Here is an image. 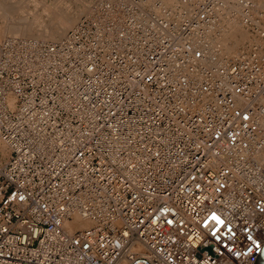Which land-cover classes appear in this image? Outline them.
Returning <instances> with one entry per match:
<instances>
[{
	"label": "built area",
	"instance_id": "built-area-1",
	"mask_svg": "<svg viewBox=\"0 0 264 264\" xmlns=\"http://www.w3.org/2000/svg\"><path fill=\"white\" fill-rule=\"evenodd\" d=\"M259 1L91 0L57 41H0V264H254ZM228 16L248 35L229 57Z\"/></svg>",
	"mask_w": 264,
	"mask_h": 264
},
{
	"label": "bare ground",
	"instance_id": "bare-ground-1",
	"mask_svg": "<svg viewBox=\"0 0 264 264\" xmlns=\"http://www.w3.org/2000/svg\"><path fill=\"white\" fill-rule=\"evenodd\" d=\"M9 1L11 0H0V19L2 18V24H1L2 26H0L1 27L0 38L4 37L3 40L13 36L16 37L13 34L17 33L24 38L26 37L36 38L39 39V41L43 40L48 42H54L59 40V38H61L68 29L73 27L75 22H77L78 19L80 18V17L77 18L76 16L77 13L74 14V10H71L72 7L68 4L66 0H60V2L59 0H56L53 6L49 5L46 2V0H33L35 3L38 2L44 5L42 6L44 7V10L46 9L53 14L50 23H48L49 22L48 21L47 22L48 24H44V23L36 24L32 20H30L27 15L32 14L35 17L37 14L36 12L31 13V11L26 10L28 4H25L26 3L25 1H24L25 2L24 5L23 3H16L17 6H13L14 4L10 3ZM90 1L91 0H88L87 5H83L84 10L81 9V12L82 10L84 12L83 14L89 13ZM162 1L167 4H175L177 0H162ZM62 2L63 3L65 2V4H63L65 6L63 7L60 6ZM76 2L85 4L83 0H76ZM227 3H229V13L231 14L237 13L235 0H227ZM259 5L260 7L264 8V0H260ZM80 8L82 7H79L77 5L75 11L80 12ZM16 9L19 12H23L24 10L26 11L22 16L14 18L11 15L17 12ZM225 24L227 25L221 36V43L223 46V53L229 57L232 56L238 50V48L247 40L248 35L246 31L242 28L238 16H234V17L228 16V18L225 19ZM242 33L244 35L246 34L245 36H247L243 41H241V38L243 36L240 37ZM262 158L264 160V154L262 155ZM91 224L92 221L89 218L75 214L73 215L71 220L65 222L64 226L68 231L72 232L76 229L86 228Z\"/></svg>",
	"mask_w": 264,
	"mask_h": 264
},
{
	"label": "rangeland",
	"instance_id": "rangeland-1",
	"mask_svg": "<svg viewBox=\"0 0 264 264\" xmlns=\"http://www.w3.org/2000/svg\"><path fill=\"white\" fill-rule=\"evenodd\" d=\"M26 3H25V2ZM31 1V2H30ZM52 1V2H51ZM67 2H68V4L72 7L71 8V10H74V14L75 13H77L76 14V16H77V18H79L80 16H81V14H83L84 12H83V10H84V8H83V5H87V3H88V0H83V2H85V4L83 3H77L76 2V0H66ZM10 3H13L14 5L13 6H17L16 5V3H23V5H24V3L25 4H28V6L26 7L27 9L26 10H29V11H31V13H35L36 12V16L34 17V15H32V14H29V15H27L28 16V18L30 19V20H32L33 22H35L36 24L38 23V24H40V23H44V24H48V23H50L51 22V20H52V17H53V14L51 13V12H49L48 10H44V7H42V6H44V5H42L41 3H38V2H34L33 0H11V1H9ZM29 2V3H28ZM46 2L49 4V5H51V6H53V4H55V2H56V0H46ZM59 2H60V0H59ZM76 3V4H75ZM63 4H65V2L63 3H61L60 4V6L61 7H63V6H65V5H63ZM8 5V4H7ZM77 5L79 6V7H82V8H80V14L78 13V12H76L75 11V9H76V7H77ZM82 5V6H81ZM11 7V6H10ZM81 9H83L82 10V12H81ZM85 9H86V7H85ZM17 10V9H16ZM26 10H24L23 12H19L18 10H17V12H15V13H13L11 16L12 17H20V16H22L24 13H25V11ZM49 12V13H48ZM47 16V17H46ZM37 17V18H36ZM51 17V18H50ZM43 18V19H42ZM49 21V22H48ZM77 21V20H76ZM48 22V23H47ZM76 23V22H75ZM2 24V18L0 19V26H2L1 25ZM0 30H1V27H0ZM243 33H245V32H243ZM241 34V36L240 37H242L241 38V41H243V40H245V38L247 37V36H245L244 34ZM65 34V33H64ZM63 34V35H64ZM13 35H15L16 37H21V38H24V37H22V36H20V34H17V33H15V34H13ZM14 37V36H13ZM3 38L4 37H2V38H0V41H2L3 40ZM27 38V37H26ZM31 39H34V40H39V39H36V38H31ZM60 39V38H59ZM41 41H43V40H41ZM236 49V48H235ZM234 49V50H235Z\"/></svg>",
	"mask_w": 264,
	"mask_h": 264
},
{
	"label": "snow or ice",
	"instance_id": "snow-or-ice-1",
	"mask_svg": "<svg viewBox=\"0 0 264 264\" xmlns=\"http://www.w3.org/2000/svg\"><path fill=\"white\" fill-rule=\"evenodd\" d=\"M245 119H247V117H245ZM21 199H23V197H21ZM212 219H213L214 221H216V223L220 224L221 226L224 225V221L221 220L219 217L213 216ZM219 231H220V229H217L216 231L213 232V236L216 237L217 239H219V236L217 235V232H219ZM228 231L231 232L232 229H231V228H228ZM233 234H234V233H233ZM125 235H127V233H125ZM247 239H248L249 241H252V240H253V237H252V236H248ZM225 247H227V245H225ZM256 247H257V248H260L261 246H260V244H257ZM229 250H231V249H229ZM248 251L251 252L252 249L249 248Z\"/></svg>",
	"mask_w": 264,
	"mask_h": 264
},
{
	"label": "water",
	"instance_id": "water-1",
	"mask_svg": "<svg viewBox=\"0 0 264 264\" xmlns=\"http://www.w3.org/2000/svg\"><path fill=\"white\" fill-rule=\"evenodd\" d=\"M254 264H264V246H263L260 254L257 256Z\"/></svg>",
	"mask_w": 264,
	"mask_h": 264
}]
</instances>
